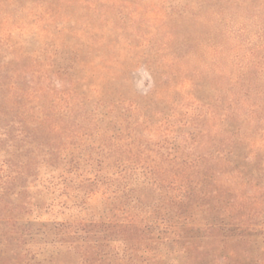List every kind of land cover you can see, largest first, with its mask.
Returning <instances> with one entry per match:
<instances>
[{
    "label": "rangeland",
    "instance_id": "obj_1",
    "mask_svg": "<svg viewBox=\"0 0 264 264\" xmlns=\"http://www.w3.org/2000/svg\"><path fill=\"white\" fill-rule=\"evenodd\" d=\"M0 264H264V0H0Z\"/></svg>",
    "mask_w": 264,
    "mask_h": 264
}]
</instances>
